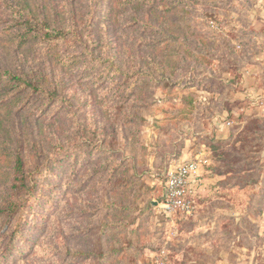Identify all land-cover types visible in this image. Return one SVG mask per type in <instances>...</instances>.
<instances>
[{"label": "rangeland", "instance_id": "obj_1", "mask_svg": "<svg viewBox=\"0 0 264 264\" xmlns=\"http://www.w3.org/2000/svg\"><path fill=\"white\" fill-rule=\"evenodd\" d=\"M0 74V264H264V0H0Z\"/></svg>", "mask_w": 264, "mask_h": 264}, {"label": "built area", "instance_id": "obj_2", "mask_svg": "<svg viewBox=\"0 0 264 264\" xmlns=\"http://www.w3.org/2000/svg\"><path fill=\"white\" fill-rule=\"evenodd\" d=\"M204 164L201 155L189 161L179 162L165 174V192L160 207L165 213L179 212L190 215L194 209V194L192 189L196 184L199 167Z\"/></svg>", "mask_w": 264, "mask_h": 264}, {"label": "trees", "instance_id": "obj_3", "mask_svg": "<svg viewBox=\"0 0 264 264\" xmlns=\"http://www.w3.org/2000/svg\"><path fill=\"white\" fill-rule=\"evenodd\" d=\"M1 74H2V73H1ZM1 74H0V76H1ZM5 74L8 75V78H9V79H11V78L14 79V78H15L14 75H11V74H9V73H5Z\"/></svg>", "mask_w": 264, "mask_h": 264}]
</instances>
